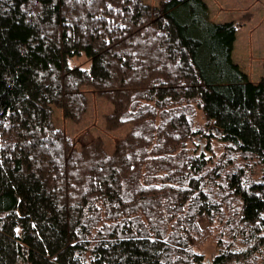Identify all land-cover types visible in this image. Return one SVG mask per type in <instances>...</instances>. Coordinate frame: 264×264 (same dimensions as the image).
Wrapping results in <instances>:
<instances>
[{
    "label": "trees",
    "instance_id": "trees-1",
    "mask_svg": "<svg viewBox=\"0 0 264 264\" xmlns=\"http://www.w3.org/2000/svg\"><path fill=\"white\" fill-rule=\"evenodd\" d=\"M238 28L205 0H0V264H204L200 221L228 204L264 239V178L211 165L213 140L264 162ZM86 87L113 103L108 128L133 125L112 153L54 121L82 118Z\"/></svg>",
    "mask_w": 264,
    "mask_h": 264
},
{
    "label": "rangeland",
    "instance_id": "rangeland-1",
    "mask_svg": "<svg viewBox=\"0 0 264 264\" xmlns=\"http://www.w3.org/2000/svg\"><path fill=\"white\" fill-rule=\"evenodd\" d=\"M153 5L160 0H145ZM210 10V18L216 22L236 21L239 28L236 33L232 56L234 61L253 81L264 78V0H205ZM70 65L88 67L90 60L83 54L69 60ZM88 95L89 107L81 119L66 118L61 108L54 107V121L66 133L73 137L75 145H82L101 138L107 152L112 153L116 142L124 138L133 128L125 123L116 128H108L106 116L113 111V103L100 96L91 87L84 88ZM197 125H203L205 118L199 109L195 111ZM214 158L211 165L219 160L226 171L240 170L248 180L264 178V162L253 156L233 153L223 142L213 140ZM228 162V163H227ZM230 206V207H229ZM236 208L232 204L225 206L224 212L210 221L202 218L201 232L197 234L194 250L203 255L204 264H213L215 258L227 251V261L222 264H264V241L253 238L250 227L239 225L235 218ZM248 228V238L236 237ZM238 236V235H237ZM229 258V259H228ZM27 264V263H26Z\"/></svg>",
    "mask_w": 264,
    "mask_h": 264
},
{
    "label": "crops",
    "instance_id": "crops-1",
    "mask_svg": "<svg viewBox=\"0 0 264 264\" xmlns=\"http://www.w3.org/2000/svg\"><path fill=\"white\" fill-rule=\"evenodd\" d=\"M230 21V20H229Z\"/></svg>",
    "mask_w": 264,
    "mask_h": 264
}]
</instances>
